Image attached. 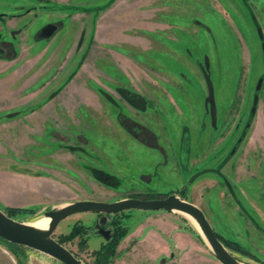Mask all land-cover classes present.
Listing matches in <instances>:
<instances>
[{
    "label": "rangeland",
    "instance_id": "374dc122",
    "mask_svg": "<svg viewBox=\"0 0 264 264\" xmlns=\"http://www.w3.org/2000/svg\"><path fill=\"white\" fill-rule=\"evenodd\" d=\"M14 1L35 11L22 38L0 36L17 71L0 97V209H31L12 216L30 223L76 200L184 188L238 261L264 264V0ZM124 212L108 264H221L180 212ZM108 220L76 213L52 236L85 226L62 244L94 264ZM0 264L63 263L0 239Z\"/></svg>",
    "mask_w": 264,
    "mask_h": 264
},
{
    "label": "water",
    "instance_id": "95a60500",
    "mask_svg": "<svg viewBox=\"0 0 264 264\" xmlns=\"http://www.w3.org/2000/svg\"><path fill=\"white\" fill-rule=\"evenodd\" d=\"M56 31V26L47 24L39 33L44 37H50ZM258 36L262 39L260 28L257 29ZM264 64V42L261 43ZM262 79L256 84V90L261 86ZM258 95L254 94L253 103L256 104ZM254 107L252 108V112ZM129 210H139L144 212L163 210L165 212H181L192 217L205 241L210 246L214 257L221 264H241L228 252L223 243L216 236L214 229L207 220L203 211L190 201L179 197L175 193H170L165 197L138 198L127 197L116 201L107 202L99 200H76L65 203L57 208L44 211L43 216L48 217V227L43 230L36 228L27 222L15 220L0 209V238L7 242L26 246L40 251L56 259L63 264H85L76 257L66 246L52 236L56 226L65 218L76 213H100L112 215Z\"/></svg>",
    "mask_w": 264,
    "mask_h": 264
},
{
    "label": "trees",
    "instance_id": "16d2710c",
    "mask_svg": "<svg viewBox=\"0 0 264 264\" xmlns=\"http://www.w3.org/2000/svg\"><path fill=\"white\" fill-rule=\"evenodd\" d=\"M254 23H255V25H257L256 21ZM56 29H57V27H56ZM170 193H173V191H170V192L162 194V195H163V197H165ZM184 194H185V190H184V188H182L180 190V196L183 197ZM158 195L153 194V195H150L149 197L147 196V197H143V198H155V197H158ZM135 197H139V196H135ZM140 198H142V197H140ZM30 212H31V209H27V208H7V210H6L7 215L10 217H12L18 213H30ZM107 216L109 217L107 225L110 226L109 238L105 241H102L100 243L99 248L93 251L94 264H108L111 261L112 257L115 255V251H116L118 244L121 242V240L129 232L128 226L123 225V220L126 218H129V216H130L129 212H120V213H115V214L107 215ZM85 228L86 227L82 226L81 224L80 225L75 224L72 227V229L68 235L62 236L58 240L60 243H64L65 241L71 240L76 236H80L83 233V231H85L87 229V228L86 229ZM8 243H10V242H8ZM226 243L230 248H232L236 251L248 253V251L238 241L226 240ZM10 244H13V243H10Z\"/></svg>",
    "mask_w": 264,
    "mask_h": 264
},
{
    "label": "crops",
    "instance_id": "0c3cea01",
    "mask_svg": "<svg viewBox=\"0 0 264 264\" xmlns=\"http://www.w3.org/2000/svg\"><path fill=\"white\" fill-rule=\"evenodd\" d=\"M16 5H21V7L23 8L22 10L24 11V4H23V2H21V1H14V0H11V3H9L7 9H1L0 10V36L1 37H2V34H5L6 37L7 36L9 37V35L11 33V30L14 29V30H17L16 38H18V37L19 38L20 37L22 38V35L24 33V31L22 29L23 25H22L21 28H19V25H20V23H22L25 20V18L29 17V15L32 12L35 11V10H31L30 12L25 13V14H23L20 17H17V18L15 17L13 19H8L7 20V17L5 15H2V14H5V13H12V14H14V13L20 12L21 11L20 7H18ZM8 63H9V61L6 58L0 57V74L1 73H4V72H8L3 77H0V97L1 96H5L8 93L7 92L9 90V87H8L9 86V84H8V77L10 76L9 79H11V80H13L14 76L17 77V71H16V69H15V72H14V70H12L11 67L9 68ZM0 109H2L1 106H0ZM2 112L3 111L1 110L0 111V114ZM5 113H7V111H5Z\"/></svg>",
    "mask_w": 264,
    "mask_h": 264
},
{
    "label": "bare ground",
    "instance_id": "6f19581e",
    "mask_svg": "<svg viewBox=\"0 0 264 264\" xmlns=\"http://www.w3.org/2000/svg\"><path fill=\"white\" fill-rule=\"evenodd\" d=\"M181 213V212H180ZM181 214H183L185 217H187L190 221H191V223L195 226V228H196V230L200 233L201 231L199 230V227H198V225H197V223H196V221L192 218V217H190L189 215H187V214H185V213H181ZM49 218L48 217H45V216H43L42 218H40V219H38V220H36V221H33V222H30V223H28V224H30V225H32V226H34V227H36V228H39V229H43V230H45L47 227H48V224H49ZM201 237H203V235H202V233H201ZM203 240L205 241V239H204V237H203ZM206 242V241H205ZM207 243V242H206ZM229 252V251H228ZM230 254H232L231 252H229ZM239 263H241V264H246V263H243V262H241V261H238Z\"/></svg>",
    "mask_w": 264,
    "mask_h": 264
},
{
    "label": "flooded vegetation",
    "instance_id": "af4514ba",
    "mask_svg": "<svg viewBox=\"0 0 264 264\" xmlns=\"http://www.w3.org/2000/svg\"><path fill=\"white\" fill-rule=\"evenodd\" d=\"M16 6H18V7H20V9H21V11L20 12H17V13H14V14H12V13H5V14H2V15H5L6 17H7V20L8 19H13V18H17V17H20V16H22L23 14H25L24 12H25V10L23 11L22 9V7H21V5H16ZM31 11V8H28L27 10H26V13H28V12H30ZM257 22V25H258V21L256 20V18L255 17H253V22ZM47 24H53V23H47ZM47 24H44L41 28H43L44 26H46ZM255 24V23H254ZM53 25H55L56 27H57V25L56 24H53ZM41 28L38 30V36L39 37H41V38H44L40 33H39V31L41 30ZM17 31V30H16ZM0 53H2V55L5 53V51H4V48H3V50L0 48ZM213 228V227H212ZM200 230V229H199ZM216 233V232H215ZM200 235H201V232L199 233ZM216 236H217V234H216ZM218 237V236H217ZM203 238V237H202ZM219 238V237H218ZM220 240V239H219ZM221 241V240H220ZM222 242V241H221Z\"/></svg>",
    "mask_w": 264,
    "mask_h": 264
}]
</instances>
